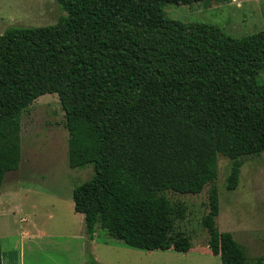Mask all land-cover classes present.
I'll return each mask as SVG.
<instances>
[{"label":"trees","instance_id":"trees-1","mask_svg":"<svg viewBox=\"0 0 264 264\" xmlns=\"http://www.w3.org/2000/svg\"><path fill=\"white\" fill-rule=\"evenodd\" d=\"M204 0H55L53 25L0 34V186L20 162V115L55 94L64 114L69 169L91 167L71 190L82 216L86 264L95 228L128 247L186 253L173 232L184 208L163 193L207 190L200 226L219 264H246L228 232L218 231L216 156L264 152V30L233 37L206 23L164 17L163 4ZM1 264V258H0Z\"/></svg>","mask_w":264,"mask_h":264},{"label":"rangeland","instance_id":"rangeland-1","mask_svg":"<svg viewBox=\"0 0 264 264\" xmlns=\"http://www.w3.org/2000/svg\"><path fill=\"white\" fill-rule=\"evenodd\" d=\"M165 18L206 23L241 37L264 30V0H204L186 5L163 4ZM64 15L55 0H0V34L9 27L53 25ZM258 80L264 81V71ZM64 114L55 94L37 97L20 115L18 169L5 174L0 186L1 264H86L82 216L72 208L71 190L89 179L90 166L69 169ZM235 189H225L230 161L216 156L213 184L218 194V231L241 246L246 264H264V152L240 159ZM179 195L165 191L172 206L184 208L173 232L190 240L186 253L145 251L126 246L95 228L88 252L95 264H219L206 246L200 226L207 190Z\"/></svg>","mask_w":264,"mask_h":264},{"label":"crops","instance_id":"crops-1","mask_svg":"<svg viewBox=\"0 0 264 264\" xmlns=\"http://www.w3.org/2000/svg\"><path fill=\"white\" fill-rule=\"evenodd\" d=\"M92 242H93V240H91V241H90V245H92V244H93Z\"/></svg>","mask_w":264,"mask_h":264}]
</instances>
